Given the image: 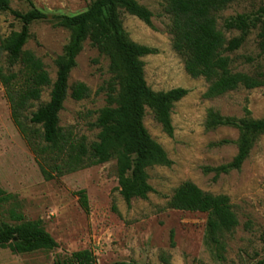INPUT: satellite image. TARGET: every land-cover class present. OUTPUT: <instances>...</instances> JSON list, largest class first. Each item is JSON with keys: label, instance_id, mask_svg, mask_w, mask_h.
I'll return each mask as SVG.
<instances>
[{"label": "rangeland", "instance_id": "obj_1", "mask_svg": "<svg viewBox=\"0 0 264 264\" xmlns=\"http://www.w3.org/2000/svg\"><path fill=\"white\" fill-rule=\"evenodd\" d=\"M32 1L47 18L31 25L32 37L24 51L42 61L51 85L43 89L38 101L32 102L25 117H31L49 103L57 79L56 60L70 41V31L58 26L55 17L81 14L95 0ZM136 1L152 12L151 26L127 12H122V21L130 40L157 50L156 55L142 59L149 87L155 92L177 88L189 91L172 110L173 137L164 132L152 110L146 108L144 126L172 165L149 166L146 172L153 192L147 199L135 198L130 204L120 193L115 159L47 181L41 164L50 170L55 162L50 153L42 155L36 151L45 146L43 129L26 122L32 130V144H29L13 122L5 88L0 82V188L14 196L8 204L0 205V224L13 223L7 211L16 203L27 220H41L58 243L53 251L23 255L0 248V264H56L84 250L93 251L98 264H257L264 260V134L240 171L217 179L213 173L205 172V168L232 162L238 154L236 143L240 137L234 128L210 129V111L241 119L248 109L253 119L262 120L264 86L254 90L240 88L218 98H207L209 83L203 78H191L185 69V59L173 48L167 0ZM10 6L23 14L31 9L29 4L18 0H11ZM263 8L264 0H236L215 15L217 28L230 41L240 32L226 30L227 21L238 15L255 17ZM22 26L11 12L2 13L0 45L20 32ZM259 31L252 29L240 50L226 54L234 73L257 76L264 72ZM0 64L5 74L19 73L18 83H24L22 62L11 67L4 53ZM111 78L110 60L86 42L70 75L69 96L60 113L62 134L71 142H85L89 146L98 140L99 112L108 106L107 91L102 89ZM78 83L89 89V95L81 101L72 98ZM223 141L229 143L219 145ZM33 144L39 146L34 149ZM186 182L205 193L230 199L239 226L225 236L222 258L207 242V214L169 207L175 191ZM81 191L85 192L88 209L83 206Z\"/></svg>", "mask_w": 264, "mask_h": 264}, {"label": "trees", "instance_id": "obj_2", "mask_svg": "<svg viewBox=\"0 0 264 264\" xmlns=\"http://www.w3.org/2000/svg\"><path fill=\"white\" fill-rule=\"evenodd\" d=\"M18 1L29 4L30 11L25 14L13 11L11 0H0V15L11 12L23 25L20 32L1 42L0 59L6 53L11 67L22 62L25 80L19 85V73L5 74L0 64V82L5 88L13 122L29 144H32V130L26 122L43 129L42 141L45 146L36 151L42 155L50 153L55 162L50 170L41 164L45 179L50 181L57 176L103 165L115 159L120 193L124 200L130 204L135 198L147 199L153 188L149 184L146 169L151 165L171 166L172 161L144 126L146 108L152 110L164 132L173 137L172 110L176 103L189 94L184 88L155 92L145 79L142 59L156 55L157 50L130 40L124 29L122 12L137 17L148 26L152 24V12L136 0H95L81 14L55 17L58 26L70 31V41L63 55L56 60L57 79L49 103L41 106L31 117H25L24 113L33 101L41 98L43 89L51 85V80L42 61L24 51L32 37L31 25L45 20L47 15L37 9L32 0ZM235 1L167 0L168 13L172 19L170 33L173 48L185 59V69L191 78H203L209 83L205 95L207 98H218L240 88L254 90L264 86V72L250 76L234 73L230 68L231 59L226 54L240 50L252 29L260 30L259 48L264 54V8L255 17L238 15L227 21L226 30L240 32L238 37L230 41L218 30L215 15ZM86 42H90L93 48L110 60L112 75L107 87L102 89L107 91L108 106L99 112L96 123L100 129L98 140L89 146L85 142H71L62 134L60 127V113L69 96L70 75L77 66V58ZM88 95L89 89L85 84L75 85L73 99L81 101ZM208 127H229L240 132L236 143L238 154L233 161L216 168H205L207 174L213 173L217 179L242 169L258 139L264 134V119H253L248 109L241 119L223 117L210 111ZM228 143L223 141L219 145ZM38 146L32 145L34 149ZM79 194L83 206L88 209L85 192ZM13 199V195L0 188V205L8 204ZM17 206L12 203L7 211L13 223L0 224V248L10 249L17 255L50 252L58 248V243L46 231L43 222L27 220ZM169 207L183 212L207 214V242L220 258L223 257L225 236L239 226L227 196L205 193L195 184L186 182L175 191ZM56 264H98V261L93 251L84 250ZM257 264H264V260Z\"/></svg>", "mask_w": 264, "mask_h": 264}]
</instances>
